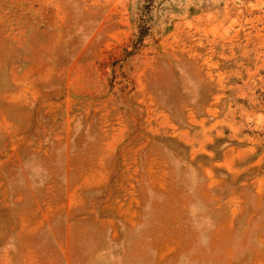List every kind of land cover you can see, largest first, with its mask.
<instances>
[{
	"label": "rangeland",
	"instance_id": "374dc122",
	"mask_svg": "<svg viewBox=\"0 0 264 264\" xmlns=\"http://www.w3.org/2000/svg\"><path fill=\"white\" fill-rule=\"evenodd\" d=\"M0 264H264V0H0Z\"/></svg>",
	"mask_w": 264,
	"mask_h": 264
}]
</instances>
